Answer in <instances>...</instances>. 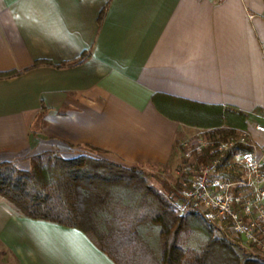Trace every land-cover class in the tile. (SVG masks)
Listing matches in <instances>:
<instances>
[{
  "label": "crops",
  "instance_id": "crops-1",
  "mask_svg": "<svg viewBox=\"0 0 264 264\" xmlns=\"http://www.w3.org/2000/svg\"><path fill=\"white\" fill-rule=\"evenodd\" d=\"M263 41L264 0H0V162L166 166L192 128L243 124L264 163ZM0 264L116 262L0 196Z\"/></svg>",
  "mask_w": 264,
  "mask_h": 264
},
{
  "label": "trees",
  "instance_id": "trees-1",
  "mask_svg": "<svg viewBox=\"0 0 264 264\" xmlns=\"http://www.w3.org/2000/svg\"><path fill=\"white\" fill-rule=\"evenodd\" d=\"M10 75L0 72V78ZM239 115L245 121L250 116ZM236 129L215 130L197 167L208 165L220 177L239 181L242 174L231 160L254 149L238 141ZM230 138L235 143L222 154L217 147ZM165 189L173 198L148 183L144 168L88 152L73 158L41 152L31 157L28 169L0 162V196L18 212L84 231L116 264H264V251L250 252L231 231L230 220L220 226L179 190ZM174 199L187 210L179 212Z\"/></svg>",
  "mask_w": 264,
  "mask_h": 264
},
{
  "label": "built area",
  "instance_id": "built-area-1",
  "mask_svg": "<svg viewBox=\"0 0 264 264\" xmlns=\"http://www.w3.org/2000/svg\"><path fill=\"white\" fill-rule=\"evenodd\" d=\"M262 50L264 52V41L262 42ZM238 141L250 144L248 136H242ZM234 143L233 138L232 141L230 139L223 141L217 149L223 154ZM199 153H201V149ZM232 160L240 169L246 172L245 178L242 177L239 181H232L216 175L212 184L206 185L205 179L199 183L193 181L191 188L181 190V194L208 218H216V214L211 212L214 209L223 219L230 220L231 231L235 235L241 236L245 241L256 244L264 243V190L258 189L257 195L255 194L251 201H244L242 207L239 206L238 210L235 208V205L241 202L240 187L252 186V184L259 182L264 177L263 156H258L255 151L248 153L239 152L233 156ZM198 168L201 172L210 170L213 173L215 172L214 167L208 165H202ZM209 186H216V189L212 190L208 188ZM203 195H205L206 203H208L205 209L200 204V199L198 200V197H203ZM240 210L243 214H240Z\"/></svg>",
  "mask_w": 264,
  "mask_h": 264
},
{
  "label": "rangeland",
  "instance_id": "rangeland-1",
  "mask_svg": "<svg viewBox=\"0 0 264 264\" xmlns=\"http://www.w3.org/2000/svg\"><path fill=\"white\" fill-rule=\"evenodd\" d=\"M229 124H222L220 126L214 127H202L196 126L188 131L187 134L184 136L182 135L179 138L178 145L176 147L174 162L169 163L166 166H154V167H147L144 168L146 172V178L149 184L157 188L158 190L162 191L168 198H173V194L166 191L165 187H169L170 189H177L181 193V190L190 189L191 184L193 181L201 182L205 179V184H212L213 180H215L217 173H213L211 170L208 172H201L197 167L196 160L199 155L204 151V149L210 144L212 139L215 137V130L218 128H228ZM237 128V134L242 136H248L247 129L244 125H235ZM232 141V138H230ZM201 149V153L199 150ZM84 152L91 153L93 155L98 156L95 150H91L88 148L84 149ZM62 155V154H61ZM64 157H72V154H65ZM232 164L239 169L242 174V177L245 178L246 172L232 160ZM31 167V164L28 168ZM214 185V184H213ZM212 190L216 189V186H209ZM258 189L264 190V177L260 179L259 182H255L252 186L249 187H240V197L241 202L235 205L236 210L239 209V206L242 207L244 201H251L255 194L257 195ZM261 197V196H260ZM200 199V204H202L203 208L205 209L208 203H206L205 195L203 197L199 196L198 200ZM176 208L179 212L187 210V207L184 203L176 202L174 199ZM205 205V206H204ZM210 210V209H209ZM210 212V211H208ZM211 212L215 215L216 218L211 219L217 222L220 226L222 222L226 219H223L221 215L214 209ZM240 214H243L240 210ZM245 246L250 252L260 253L264 251V243L256 244V243H249L245 241Z\"/></svg>",
  "mask_w": 264,
  "mask_h": 264
}]
</instances>
